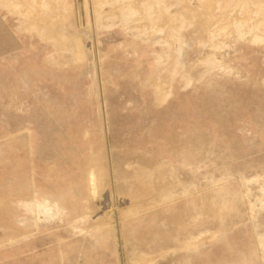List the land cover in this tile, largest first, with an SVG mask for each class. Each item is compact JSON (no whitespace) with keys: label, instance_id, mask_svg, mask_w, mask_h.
I'll return each mask as SVG.
<instances>
[{"label":"rangeland","instance_id":"obj_1","mask_svg":"<svg viewBox=\"0 0 264 264\" xmlns=\"http://www.w3.org/2000/svg\"><path fill=\"white\" fill-rule=\"evenodd\" d=\"M0 264H264V0H0Z\"/></svg>","mask_w":264,"mask_h":264},{"label":"bare ground","instance_id":"obj_2","mask_svg":"<svg viewBox=\"0 0 264 264\" xmlns=\"http://www.w3.org/2000/svg\"><path fill=\"white\" fill-rule=\"evenodd\" d=\"M161 98V97H160Z\"/></svg>","mask_w":264,"mask_h":264}]
</instances>
